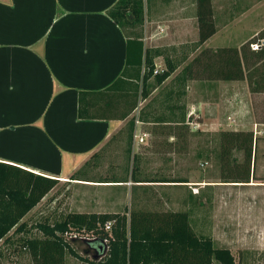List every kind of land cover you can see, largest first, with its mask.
<instances>
[{"label":"crops","instance_id":"1","mask_svg":"<svg viewBox=\"0 0 264 264\" xmlns=\"http://www.w3.org/2000/svg\"><path fill=\"white\" fill-rule=\"evenodd\" d=\"M117 1L0 0V162L79 183L89 181L77 176L83 164L102 163L120 142L123 171L100 184L120 194L127 189L129 199L142 202L134 210L164 211L184 186L193 189L190 197L196 186H211L197 176L202 157H211L205 165L215 157L201 137L245 129L256 134L245 184L264 187V91H254L248 78L225 79L223 62L218 72L214 59L259 33L264 0H212L216 32L202 44L197 0H145L144 25L132 29L130 44L108 14ZM147 48L160 51H152L157 70L167 57L178 67L161 84L150 77L143 96ZM80 91L94 93L87 95L89 111L99 117H79ZM134 105L127 118L113 117Z\"/></svg>","mask_w":264,"mask_h":264},{"label":"trees","instance_id":"2","mask_svg":"<svg viewBox=\"0 0 264 264\" xmlns=\"http://www.w3.org/2000/svg\"><path fill=\"white\" fill-rule=\"evenodd\" d=\"M144 2L145 0H118L108 10L109 16L125 32L128 44L132 42L133 36L130 34L132 29L144 25ZM197 17L198 44H202L216 32L212 0H197ZM140 37H134V41L140 46L139 64L142 62L144 46L143 42L138 40ZM258 38L264 39V32ZM254 42H248L240 49L236 47L220 49L215 52L214 59L218 65V72L223 62L225 79H243L247 75L245 68L247 69L250 64L256 65L257 74L255 73L254 76L258 77L252 81V76L249 75L248 79L254 83V91H264V44L257 50H251L250 45ZM152 51L154 50L151 48L145 51L143 96L149 94L145 86L150 77L154 75L156 83L161 84L178 67L167 57L165 68L155 72L157 68ZM191 70L192 64L183 69L184 80L189 77ZM116 82L109 89L113 88ZM89 94L94 93L88 91L79 93L80 118L99 117L96 112L94 114L89 111L90 102L93 103L87 100ZM134 108L135 105L129 111L113 117L125 119ZM220 140L222 170L230 164L233 150H242L243 162H235L228 167L237 171L236 177L240 179L237 182L248 181L253 174L252 166L255 158L253 130H223ZM58 181L0 162V242H9L12 238L9 233L15 227L13 233L22 235L20 237L22 246L29 252L33 264H66L67 253L85 260L88 264H236L230 248L217 247L211 236L198 234L195 231L190 210L152 211L125 208L123 212L69 211L53 223L47 220L36 223V228L42 232L41 236H25L24 233L28 232L29 228L25 221L22 222L23 217L38 205ZM191 196L190 200L193 201L196 196ZM108 222H111V227L106 230L105 226ZM75 233L95 237L94 240H89L90 245L96 250L93 258L81 256L73 248L72 243L76 239L70 238L69 235Z\"/></svg>","mask_w":264,"mask_h":264},{"label":"rangeland","instance_id":"3","mask_svg":"<svg viewBox=\"0 0 264 264\" xmlns=\"http://www.w3.org/2000/svg\"><path fill=\"white\" fill-rule=\"evenodd\" d=\"M261 21L262 28L259 33L248 42L261 43L264 41V39L258 38L264 32V19ZM250 48L253 50L251 45ZM255 66L250 64L247 69L245 68V74H247L245 78L257 74ZM257 77L254 76V80ZM250 82L251 87H254V83ZM262 112L264 113V105ZM229 119L232 120L231 117ZM221 132L211 136H202L201 138L204 140L200 141L202 144H210V150L215 152V157L210 162L212 165H205V159H211V157L203 156V165L199 164L196 168L198 169V179H206L205 182H210L207 184H211V186H196V197L193 201L190 200L189 195V191L193 189L184 186L175 200L172 193L173 200L167 201L164 207L173 211L190 210L191 222L195 231L198 234L211 236L217 247L230 248L235 256L236 264H264V187L237 182L240 180L236 177L237 171L234 168L229 169L231 167L228 166L231 164L243 162L244 153L242 150L234 149L230 157V164L225 170H222L220 147L218 146ZM253 132L256 137L254 130ZM137 139L140 141V137ZM199 149L202 150V146L199 145ZM123 151L124 146L120 142H116L112 148L105 152L103 159L99 157V161L102 163L95 166H93L94 164L87 166L83 164L77 176L89 181L75 183L70 177L65 181H58L36 208L23 217L22 222L25 221L29 228V231L24 233L25 236H41L42 232L36 228V223L45 220L53 223L69 211L92 212L123 209L125 204L132 206L131 210H134L133 208L139 206L142 202L137 204L129 199L128 195L130 194L127 193V189L125 193L120 194L110 191L109 187L103 186L99 182L107 174L118 175L123 171L124 155L121 154ZM182 168L184 167L182 166ZM188 172L189 170L185 167L180 174L185 175ZM257 174L258 171H256ZM136 190H134V195H139ZM119 196H122L123 199L117 203ZM14 228L9 233L12 236L11 240L5 243L0 242V264H33L29 252L22 246L20 238L22 235L13 233ZM90 244L89 240L78 238L72 243V246L81 256L93 258L96 255V250ZM66 264H88V262L67 253Z\"/></svg>","mask_w":264,"mask_h":264},{"label":"built area","instance_id":"4","mask_svg":"<svg viewBox=\"0 0 264 264\" xmlns=\"http://www.w3.org/2000/svg\"><path fill=\"white\" fill-rule=\"evenodd\" d=\"M261 43L264 44V41L261 42ZM261 43H259V42H254V43H252V44H251L252 49H253V50H257L258 48L261 47V45H262ZM157 71H159V70L156 69L155 72H157ZM140 141L143 142V141H144V138H143V137H140ZM110 227H111V222H108V223L106 224L105 228H106V230H109ZM69 237H70V238L73 237L74 239L82 238V239H86V240H94V239H95V237L81 236V235L78 234V233H75V234L69 235ZM89 238H91V239H89ZM105 241H106V240H105Z\"/></svg>","mask_w":264,"mask_h":264}]
</instances>
